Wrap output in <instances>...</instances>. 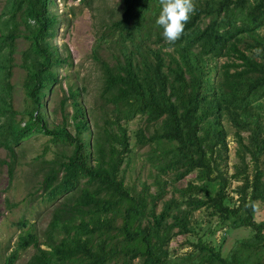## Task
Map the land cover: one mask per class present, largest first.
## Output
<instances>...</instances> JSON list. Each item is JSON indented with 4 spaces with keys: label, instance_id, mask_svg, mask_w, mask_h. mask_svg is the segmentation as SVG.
<instances>
[{
    "label": "trees",
    "instance_id": "1",
    "mask_svg": "<svg viewBox=\"0 0 264 264\" xmlns=\"http://www.w3.org/2000/svg\"><path fill=\"white\" fill-rule=\"evenodd\" d=\"M54 2L7 0L0 14V117H5L0 145L10 153L9 177L14 175L13 146L32 133L71 148L68 155L41 161L44 194L49 200H65L54 209L41 236L30 230L18 237L3 264H14L18 251L28 247L34 252L25 264H107L118 257L125 264L137 257V264H166L168 243L188 232L189 215L202 208L221 223L230 221V229L241 226L251 233L228 259L219 248L198 239L192 246L202 254V262L264 264V221L255 220L264 207V36L257 33L264 28V0H196L195 14L175 45L165 42L155 23L159 0H122L120 18L106 31L120 44V56L108 63L99 55V46L93 49L101 71L100 117L88 115L83 89L74 85L60 99L58 124L47 120L46 98L59 82L58 68L71 63L70 55L63 57L52 42L58 22L51 12ZM135 35L153 46L142 49ZM19 37L28 41L20 67L30 107L24 110L27 120L22 127L8 101L10 65ZM137 116L154 126L148 137L140 132L138 141L155 144L154 155L161 159L154 165L157 171L172 172L173 182L196 172L201 181L180 189L183 199L165 202L159 213L154 201L148 208L147 194L134 195L122 176L130 152L125 124ZM69 119L74 134L67 129ZM225 121L236 128L239 145V164L230 177L220 169L228 151ZM241 130L249 132L247 144ZM232 180L241 182L233 191L240 196L237 204L228 192ZM155 181L162 184L159 178ZM164 193L161 188L155 196ZM146 215L150 220L143 225Z\"/></svg>",
    "mask_w": 264,
    "mask_h": 264
},
{
    "label": "rangeland",
    "instance_id": "2",
    "mask_svg": "<svg viewBox=\"0 0 264 264\" xmlns=\"http://www.w3.org/2000/svg\"><path fill=\"white\" fill-rule=\"evenodd\" d=\"M7 0H0V14L4 10ZM55 5L51 7V12L55 13L58 22L56 25L53 43L59 49L63 57L70 55L71 65H65L58 68L59 82L53 87V92L46 98V115L48 122L56 124L61 122L60 99L68 95L70 86L77 85L83 89L81 100L85 111L90 116L93 113L99 118L102 113V101L98 94L101 88V71L99 64L93 58V49L99 46V55L108 63L114 61V56H120V44L116 42V37L107 34L108 26L117 21L121 16L122 0H54ZM196 1V0H195ZM4 19V18H3ZM0 19V30L2 29ZM207 20L202 21V26ZM23 26L18 30L22 33ZM1 32V31H0ZM264 36V28L259 32ZM134 42L142 44L144 49L146 45H152L150 41L141 42L139 35H135ZM128 49H133L129 40H126ZM144 45V46H143ZM28 46V41L23 37L15 40V51L10 65L9 83L12 87L8 101L15 114V121L22 127L27 116L24 110L30 107V101L24 96L22 84L25 77L24 70L20 67L21 52ZM219 63L224 59L218 60ZM216 74V71H214ZM264 101V100H263ZM67 112L72 109L67 103L65 106ZM5 122V117H0V124ZM70 119L67 122V129L74 134V129ZM127 135L129 137L130 152L122 165V176L125 186L136 194H147L148 208L154 201V211L159 213L165 202L176 199L182 200L180 189L185 188L188 183L201 185L196 177V172L189 174L184 179L173 182V174L160 173L154 167L160 163L154 155L155 144L147 142L141 143L139 140L140 132L148 137L153 131L154 126L145 122L139 116L125 124ZM227 132L226 155L220 162V169L227 177L234 172V166L239 161L236 157L238 148L235 133L236 128L229 122H224ZM243 137V143H248L249 132L240 131ZM2 136L0 134V141ZM70 146L62 143H54L40 132L30 134L27 138L20 141L14 150V175L9 177L8 162L11 160L9 151L0 145V264H3L5 258L15 249L18 237L30 230L42 235L51 220L52 213L56 207L65 199L60 197L55 200H49L41 189V182L45 171L41 169V161H52L58 159V156L70 153ZM249 163V173H253L252 164L249 157H246ZM159 178L161 185L157 184L155 179ZM241 184L240 181L232 180L228 188L229 195L233 201L240 199L233 191L235 187ZM163 188L164 194L156 197L155 195ZM215 187L214 189H216ZM209 194L214 192L209 189ZM154 196V200L149 196ZM201 194H198L200 196ZM185 209V206H181ZM175 212V211H174ZM150 217L146 215L143 225L147 224ZM257 222L264 221V207H259L255 214ZM169 222L170 219L168 220ZM26 225L21 226V223ZM118 220L117 225H120ZM188 232L177 234L168 243V261L166 264H206L200 260L202 254L194 250L193 243L198 239L214 247L219 248L221 256L231 258L233 249H237L242 241L250 238L251 233L248 228L238 226L236 229H230V221L221 223L216 217L209 215L205 209L194 210L188 217ZM178 227L173 229L177 232ZM34 249L28 247L25 250L18 251V257L14 264H25ZM234 261V259H232ZM242 260V259H240ZM140 258H134L133 264L139 263ZM243 261V260H242ZM237 262V261H236ZM235 263V262H234ZM233 263V264H234ZM107 264H125L123 257H118Z\"/></svg>",
    "mask_w": 264,
    "mask_h": 264
},
{
    "label": "clouds",
    "instance_id": "3",
    "mask_svg": "<svg viewBox=\"0 0 264 264\" xmlns=\"http://www.w3.org/2000/svg\"><path fill=\"white\" fill-rule=\"evenodd\" d=\"M161 11L155 23L162 29V36L169 45L184 35L185 26L195 14V0H159ZM257 53L261 50L256 49Z\"/></svg>",
    "mask_w": 264,
    "mask_h": 264
}]
</instances>
